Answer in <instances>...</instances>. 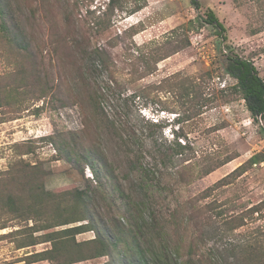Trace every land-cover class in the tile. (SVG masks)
<instances>
[{"label": "rangeland", "instance_id": "1", "mask_svg": "<svg viewBox=\"0 0 264 264\" xmlns=\"http://www.w3.org/2000/svg\"><path fill=\"white\" fill-rule=\"evenodd\" d=\"M109 2L3 0L15 42L12 47L0 33V195L23 194L21 183L13 177L30 174L36 166L44 175L46 193L54 201L47 200L39 222L18 218L0 203V228L6 227L0 229V264L62 262L59 258L30 263L32 255L51 249V243L21 246L82 224L36 232L40 226L68 219L64 209L57 214L56 205L66 208L73 203V193L87 186L96 196L78 216L87 213L103 238L113 237L110 219L114 209L110 213L108 204L120 207L118 192L110 183L95 192L92 171L61 159L49 139L59 132L82 131L83 115L77 102L85 85L79 81L82 63H77L75 55L98 47L109 53L115 65L109 68L116 84L108 92L111 99L105 110L124 130L131 147L106 121H100L99 137L94 134L92 138L96 137L114 165L126 193L146 201L161 219L175 213L171 220L177 231L185 221L190 237L198 239L204 234L207 239L199 254L205 259L231 263V245L239 244L242 249L236 254L243 250L247 255L256 246L262 256L264 157L257 164L251 159L264 154L263 125L252 119L242 96L235 92L236 80L225 71V56L252 62L264 78V0H198V8L191 0H146V6L133 15L116 11L109 29L98 32L96 23L104 18ZM209 11L226 27L228 41L221 40L215 27L205 22ZM64 39L75 48L72 57L64 53ZM29 41L32 45L27 59L19 48ZM219 47L223 55L218 54ZM161 57L164 59L158 63L154 59ZM151 69L154 72L149 74ZM35 74L44 81L35 83ZM109 77L106 71L97 74L91 79L93 86L106 90ZM187 79L196 81L205 104L200 115L191 119L174 85ZM156 122L162 128L153 125ZM175 132L185 136L180 142L187 143L189 149L162 164L156 152L165 151ZM84 139L90 142L88 137ZM153 139L159 140L157 151L151 148ZM130 148L141 153L140 159L154 174L147 191L131 167ZM102 192L109 196L106 203L102 202ZM210 203L211 210L206 208ZM233 217L244 218V225L235 231L231 230L233 225L226 224ZM95 237L90 231L78 235L76 241ZM131 255L118 252L74 264H119L121 259L131 264ZM245 259L243 264H247Z\"/></svg>", "mask_w": 264, "mask_h": 264}, {"label": "trees", "instance_id": "2", "mask_svg": "<svg viewBox=\"0 0 264 264\" xmlns=\"http://www.w3.org/2000/svg\"><path fill=\"white\" fill-rule=\"evenodd\" d=\"M146 0H110L104 12V18L96 23L98 32H104L109 29V23L116 11L127 12L129 15H133L144 8ZM192 5L196 8L199 7L198 0H191ZM3 0H0V33L3 37L9 40V44L14 47V40L11 39V29L6 21V12L2 7ZM205 22L217 30V36L224 41H228L226 35V27L220 22L218 17L213 11H209L206 14ZM66 39L63 40L65 46V55L72 57V48L66 43ZM31 42H27L25 46L19 48V53H26L25 58H29L31 52ZM76 48L79 45L75 46ZM71 50V51H70ZM222 49L218 48V54H222ZM24 55V54H23ZM223 55V54H222ZM77 63L81 61L82 68L80 69V80L83 86V92H81L80 100L77 102L81 115H83L81 132H59L49 139L56 147V152L61 159L75 164L78 168L85 167L92 171L94 181L96 182L97 189L95 192H99L98 189L103 190L104 186L108 183L114 187V192L119 194V199L122 201L119 208H114L113 204H108V211L112 213L111 209H114L111 216V230L113 237L110 240L103 238L100 230L95 226L87 213L84 215L82 207L88 206V201L93 200L94 192L91 191L88 186L86 189H77L73 193V203L63 208L60 204H57L55 209L57 214H60V210L64 209L68 216V219L57 222L54 226H40L36 232L45 231L48 229H54L61 226L74 225L72 227L53 231L49 234L40 236L42 239H38L35 242L25 243L21 247L30 245H36L40 243H51L52 248L44 252L36 253L32 255V261L30 263L49 261L55 262L57 259H64L58 264H74L79 262L88 261L91 259H97L101 257L116 255L118 252L131 254L133 256V262L131 264H221L217 260L210 258L205 259L204 256H200V251L204 246V241L207 239L204 234L200 235V238L195 239L189 236V231L186 227V222L182 221L180 231L172 228L171 217H175V213L166 214L164 218H160L157 211L154 208L150 209V205L146 201H138L131 195L127 194L124 187L119 183V179L115 174L114 165L110 162L106 153L101 149V146L96 143V137H99L100 121H106L109 123L112 131L119 137L126 145L131 147V142L123 136V131L118 122L105 110V104L109 102L108 92L113 90L112 85L116 84V80L109 68L114 67L109 53L101 48H95L94 50L82 49L79 53L76 52ZM158 63L164 58H154ZM226 73L236 80V84L233 86L236 93L242 96L246 103L247 110L250 112L252 119L255 122L262 123L264 132V78L260 75L255 65L239 56H225ZM225 61V60H224ZM147 59L145 60V63ZM85 63V66L83 64ZM24 67V66H23ZM85 68V70H84ZM108 72L110 77L108 78L106 90L103 87L95 88L93 86L92 77L99 75L101 72ZM154 69L150 70L149 74H152ZM83 73V74H82ZM35 83H42L43 78L39 74H35ZM23 81V80H22ZM176 83V84H175ZM170 85L171 83L168 82ZM174 85L178 87L180 91V102L186 108V113L190 116V119L196 115H200L201 109L205 106L201 99V91L198 84L193 79L183 80V82H174ZM185 116V114H184ZM112 117V118H111ZM179 123V120H177ZM156 122L155 126L162 128L161 124ZM96 134L95 138L92 136ZM88 137L90 142L84 138ZM185 136L178 132L173 134V141L169 145L166 144L165 151L156 150L159 140H152L151 148L159 154L157 158L162 164L172 160L174 156H182L189 146L187 143L184 145L180 142L183 141ZM92 139L95 141H92ZM132 157L131 167L139 174V181L145 191L149 190L150 179L154 175L151 170L146 166L145 162L140 159L139 152L132 151L130 148ZM264 157V154L258 155L251 159V163L257 164L262 161L260 157ZM155 158V157H153ZM215 169V168H214ZM32 173H23L18 178L13 177V180H18L21 183L23 194L16 195L13 192L0 195V203L7 207L13 213L19 215L18 218L24 220H33L39 222L37 218L43 217L44 211L47 206V200L54 201L50 194L46 193L44 187V175L42 171L36 166L32 168ZM84 174V168L80 169ZM23 171V169H22ZM107 180V181H106ZM19 183V184H20ZM27 193V196L24 194ZM107 194L101 193L102 202L108 200ZM108 202V201H107ZM213 204H206V208L211 210ZM111 210V211H110ZM88 212V207L86 208ZM173 214V215H172ZM63 217V216H62ZM86 222V224L84 223ZM233 225V231L244 225V218L233 217L226 223ZM6 228V227H3ZM0 228V229H3ZM94 232L96 237L93 240L85 242H77L76 237L80 234L87 232ZM43 240V241H40ZM239 245H231V250L234 252L232 255V262L227 264H243L247 257V264L257 262L258 264H264V254L259 252L258 247H252V250L246 255L242 251L237 254L235 251L239 248ZM262 251V250H261ZM240 255V256H238ZM246 255V256H245ZM125 257V256H124ZM245 259V260H244ZM119 264L125 263L124 259H121ZM246 264V263H245Z\"/></svg>", "mask_w": 264, "mask_h": 264}, {"label": "bare ground", "instance_id": "3", "mask_svg": "<svg viewBox=\"0 0 264 264\" xmlns=\"http://www.w3.org/2000/svg\"><path fill=\"white\" fill-rule=\"evenodd\" d=\"M57 227V226H56Z\"/></svg>", "mask_w": 264, "mask_h": 264}]
</instances>
